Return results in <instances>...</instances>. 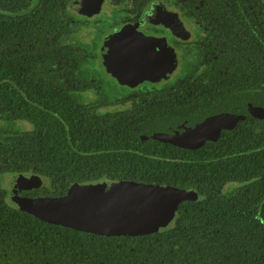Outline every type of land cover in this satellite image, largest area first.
<instances>
[{"label": "trees", "instance_id": "16d2710c", "mask_svg": "<svg viewBox=\"0 0 264 264\" xmlns=\"http://www.w3.org/2000/svg\"><path fill=\"white\" fill-rule=\"evenodd\" d=\"M70 2L0 0V174L39 176L43 185L27 197L63 196L100 178L196 195L179 204L169 228L95 235L11 208L0 180V264H264V120L246 113L247 102L264 107V0H203L222 40L211 44L212 76L185 77L161 105L165 115L150 108L159 122L132 124L123 113L92 115L64 90L81 81L75 70L83 60L64 40ZM218 113L246 120L196 150L138 137ZM15 120L32 129L20 132Z\"/></svg>", "mask_w": 264, "mask_h": 264}, {"label": "flooded vegetation", "instance_id": "af4514ba", "mask_svg": "<svg viewBox=\"0 0 264 264\" xmlns=\"http://www.w3.org/2000/svg\"><path fill=\"white\" fill-rule=\"evenodd\" d=\"M37 1L35 0V3ZM190 1V6L184 4L186 0H82L78 2L79 5L77 2L72 7L68 5L64 12L66 25L64 40L67 46L83 52V60L75 70V75L81 81L63 85L64 90L73 97L77 105L87 108L92 115L105 116L107 119L108 116L123 113L125 117L131 118L127 119L131 124L136 121L159 122V118L152 117L150 108L163 105L166 97L177 90L180 91L185 77H191L193 82L197 78L208 80L214 68L215 48L217 49L211 44L222 41L214 34V30L219 26L216 27L218 22H214L216 18L213 15V6H204L203 0ZM253 24L254 21H251L249 27ZM252 30L249 33L254 32ZM128 41L144 42L146 49L155 52V55L173 51L174 59L172 56L170 58L174 62V75L161 82L145 77V72L132 75L133 72L120 70V65L121 68L124 67L123 61L120 63L114 61L115 57H107L105 50L110 45ZM221 49L223 51L225 46L221 45ZM157 58L159 59L157 64L160 66L165 64L161 62V55ZM218 73L221 74V71L218 70ZM248 105L264 109L263 106L247 102L246 113L254 121L264 120V117L262 119L252 117L248 113ZM159 112H162L160 117L165 115L162 106ZM214 115L217 114L207 115L193 125L181 120L173 128H169V132L156 131L150 136L140 134L138 137L142 141H147L156 133L167 135L182 133L186 128H192ZM237 115L245 117L239 122L246 120L244 114ZM4 123L5 118L0 119V126L3 127ZM14 125L20 128V132L32 129L26 121L15 120ZM5 132L4 128L0 129V137H5ZM18 175L20 174H0L1 185L7 191L10 207L14 199L10 197L11 189L15 191V198L27 197L22 193L43 185L42 179L37 175H20L26 179L32 176L39 177L41 186L18 191Z\"/></svg>", "mask_w": 264, "mask_h": 264}, {"label": "water", "instance_id": "95a60500", "mask_svg": "<svg viewBox=\"0 0 264 264\" xmlns=\"http://www.w3.org/2000/svg\"><path fill=\"white\" fill-rule=\"evenodd\" d=\"M79 1L82 0H75L74 3L79 5ZM74 3L68 7H72ZM119 46L121 48H116ZM105 51L107 57H115L114 61H123L124 67L121 68L120 65L119 69L133 72L132 75L145 72V77L163 82L175 72L173 51L155 55V52L146 49L144 42L113 44ZM160 55L161 62H165L161 66L157 64V57ZM247 110L252 117H264L263 108L248 105ZM244 118L242 115L221 113L205 118L182 133H156L151 138L178 148L196 150L207 141H217L222 130L233 129ZM40 186L39 177L26 179L18 175V191ZM14 192L11 189L10 197L14 198L11 208L25 212L41 222L95 235L129 237L152 233L159 228H169L175 221L179 204L196 195L193 189H178L167 184H142L122 180L107 183L105 178L74 183L65 195L59 197L15 198Z\"/></svg>", "mask_w": 264, "mask_h": 264}]
</instances>
